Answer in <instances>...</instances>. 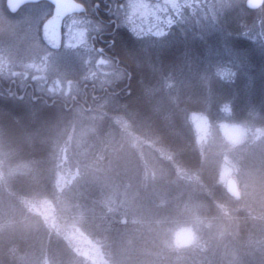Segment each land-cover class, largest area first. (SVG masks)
Segmentation results:
<instances>
[{
    "label": "trees",
    "instance_id": "trees-1",
    "mask_svg": "<svg viewBox=\"0 0 264 264\" xmlns=\"http://www.w3.org/2000/svg\"><path fill=\"white\" fill-rule=\"evenodd\" d=\"M219 1H235L249 9L246 0ZM262 17L244 30L246 46L215 39L219 31H226L221 22H214L217 30H189L186 36L175 25L163 26L165 37L137 36L131 30L143 40V52L149 53L132 62L117 54L132 73L127 91L121 88V94L104 96L88 109L71 110H77L99 136L93 132L88 137H94L80 145L71 137L62 143L55 130L49 181L46 167L26 169L28 183L23 186L0 169V264H97L92 256L98 264L103 256V264H264ZM125 29L121 24L120 31ZM256 31L258 38H252ZM177 38L187 45L181 68L170 70L160 88L155 81L147 82L144 103L149 114L133 119L127 107L139 81L138 66L151 58L157 66L160 60L154 52ZM191 41L200 42L196 48L205 52L200 63L187 53ZM80 66L91 67L90 72L94 67L96 75L104 76L103 65ZM221 66L233 76L220 75ZM193 116L207 123L196 129ZM226 126L243 131L236 144L227 138ZM44 129L40 132L46 134ZM17 133L0 134L1 152L19 155L22 147L39 138ZM39 141L47 142L43 136ZM63 144L68 147V163L60 169ZM4 156L2 152L0 162ZM186 156L195 161L193 166L186 164ZM29 157L23 163L35 160L34 154ZM226 164L235 167L239 200L222 181ZM149 168L156 174L145 180ZM184 234L188 241H182Z\"/></svg>",
    "mask_w": 264,
    "mask_h": 264
},
{
    "label": "rangeland",
    "instance_id": "rangeland-1",
    "mask_svg": "<svg viewBox=\"0 0 264 264\" xmlns=\"http://www.w3.org/2000/svg\"><path fill=\"white\" fill-rule=\"evenodd\" d=\"M80 1L88 4V0ZM94 1L95 0H91V3L93 4ZM127 2L128 0H124L121 4H125ZM144 2L150 3L152 5H156L158 3L163 4V0H160L159 2L155 0H144ZM204 10L208 13L209 21H211L212 23L221 22L220 24L222 25V27L225 25L226 31L224 33L222 31H219L221 33L219 34V36H216L215 39H229L230 42L232 41V43L234 42L235 44L239 43L238 45L240 46L241 44L243 46H246L247 42H249L247 37L242 34L245 33L244 30L247 28H251L255 22H258V20L260 19V15L264 17V4L262 5V8H260V10L258 9V11L252 9H248L247 11H245L243 8H241V5L235 1L224 2L219 0H207V2L204 4ZM43 11L45 12V7H43ZM47 16L48 12L46 17ZM27 18L28 17L26 16V18H24L22 22H32L33 19ZM85 20L95 22L97 19L92 15L83 14L69 18L68 22H79ZM10 22L12 23L18 21L7 15L4 8V0H0V40H2V45L4 46V62L6 72L11 73V71L15 68L21 67L28 72L40 74L41 76H43L44 74H46V76L50 75L53 79V85L56 83V81L58 82L59 80V82L63 86L61 87L65 89L66 81L63 77L64 74H72L71 72L75 71L72 68L75 69L78 67L77 63L90 64L88 63L90 59L87 55L79 58L74 57L71 61H68L63 58L62 54H58L56 51H53L52 59L45 62L41 59L43 54V51H41L43 50L42 44L37 39H34L31 36L28 29L24 28L23 30L18 31ZM120 23L127 29L121 30L118 35V42L116 44L115 51L119 55V57H121L123 60L124 58H131L130 61L132 62L136 60V58L140 57V55L144 57L146 54H148L149 52L147 50L143 52V50L145 49L142 43L143 40L135 38L134 34H132L131 32V27L134 26L137 28H143L144 32L147 33L149 29L155 30L157 28L158 25L155 18H142L139 15H136L131 18L130 22ZM74 26L76 30L79 28H87V24L83 23H74ZM163 26L164 25L162 24L159 25V27L161 28ZM165 28L167 29V27ZM128 32H130V34ZM251 35L253 36L252 38H258L257 31L252 32ZM254 35H256V37H254ZM213 39L214 36L210 34L209 40L211 41ZM68 40L69 38L66 39L65 44L68 43ZM177 40L178 38L172 43V45L164 44L163 46H160L158 50L154 52L153 57L158 56V59L160 60L157 66L151 64L152 58L149 60V57V61H143V65L138 66L139 70L137 71V78H139V81L135 86V94L133 93L132 97L130 98V104L127 107L128 110L132 113V115L130 116L132 117L134 115L133 119L135 117L138 118V116L141 114H149V112L147 111L146 103H144V97L146 94L145 90L149 88L147 82L152 84L155 81L154 86L157 84L156 88H160L158 86L163 83V80L167 79V74L170 72V70L176 71L181 68V62H183L186 56L185 50L187 48V45ZM175 42H177V44H175ZM196 43L200 44V42L198 41L194 43L193 41L190 42V51H188L187 53L188 55L190 54L191 58H195L196 63H200L201 59L205 57V52H203L201 48L200 50L197 49L196 47L198 46L196 45ZM200 51L201 57L198 58L197 55L200 53ZM87 70L88 68H83L82 66L79 67L80 72H86ZM36 74L32 75V77L34 78ZM123 77L124 76H121L120 78L124 79ZM156 81L158 82L156 83ZM140 95L142 98H140ZM137 96H139V99H137ZM27 101L30 102V98H28ZM28 102L14 105L5 103L3 106H0V134H2V132H5V135H15V133H17L18 131H22L25 132L26 136L31 135L33 137L39 138H42L43 136L47 141L37 142V140L39 139L37 138L32 146L24 148L22 147L19 155L16 156L10 155L9 150L2 151L5 154V159L3 158L1 160L2 162H0V169H6L8 172L7 175L10 176L14 183L18 186L27 185L28 179H25L26 177H24L23 175L27 172L25 170L29 167H33L36 169L38 167H46V170L48 171L45 176L47 177V181L50 180L49 174L54 167V163L49 154L52 151L51 146L55 144V141L52 139L55 130L59 129V132L55 134L56 140H59L61 138L63 143L66 137H68L69 139L71 137L74 138L73 143L79 145L82 144L84 140L93 138L94 136H88L95 131L93 125L90 126L88 123H86V119L78 114L76 112L77 110H73L71 112V110H66L64 107H54L52 110H46L45 106L29 104ZM191 121L194 125V128L196 129H200L199 125L201 126L204 122L207 123V120L202 118L201 116H193ZM41 127L45 128L43 132H46V134L40 132ZM224 130L227 138L230 141H233L235 144L241 139V136L243 134L241 128H238L236 126H226ZM68 131L71 132L70 135ZM94 133L95 136H99L100 134L98 130ZM205 134L209 135L208 131H205ZM63 145L62 163L59 165L60 169L65 168V164L68 163V158L66 155L68 147L65 144ZM15 151L16 150H14V152ZM2 152L0 151V154H2ZM29 154H34L35 162L33 161V159H31L30 161H28V163H23L27 162L25 160L28 159ZM184 159L186 164L190 166H193L195 164V161L190 156H186ZM155 174L156 173L151 168H149V171L145 173V180H147L149 176H154ZM230 177H233L237 180L235 167L231 164H226L224 167H222V181L224 185L226 184L227 179ZM182 237V241H188L189 236L187 237V235L184 234ZM88 242L90 245H93L90 240H88ZM94 248L99 249V246L96 245ZM86 253L87 257L89 255L91 256L90 252ZM103 257V260L99 261V264H103L107 261L105 256ZM91 259L93 261H96V263L98 264V261L93 258V256Z\"/></svg>",
    "mask_w": 264,
    "mask_h": 264
},
{
    "label": "snow or ice",
    "instance_id": "snow-or-ice-1",
    "mask_svg": "<svg viewBox=\"0 0 264 264\" xmlns=\"http://www.w3.org/2000/svg\"><path fill=\"white\" fill-rule=\"evenodd\" d=\"M29 0H8L7 7L12 14L18 12L22 5L27 4ZM207 0H163V4L152 5L144 2V0H128L125 4H120L114 0L115 6H110L105 0H98L97 3L92 4L91 0H88V6L76 3L74 0H51V5L55 6V15L52 19L47 20L43 24V36L46 43H42L39 40L40 23L47 15L43 11V5L37 6V11L32 20L34 27L33 38L37 39L43 45V54L41 59L45 62L52 59L53 51L58 54H62L63 58L71 61L74 57H79L81 50L96 51L103 54L106 50H111L116 46V36L120 32L121 23H128L133 16L139 15L140 17H153L157 21V28L155 30L149 29L147 33L143 28L132 27V31L137 36L150 35L155 37H165L166 33L164 28L159 25L171 29L174 25L179 29L180 35L186 36L189 30L195 32L199 30L201 33L216 28V25L209 21L208 13L204 10V4ZM264 4V0H249V4ZM81 12L85 15L107 17V20L101 18L95 22L85 20L78 23L87 24V28H79L73 31L69 29V40L65 45L56 44L53 37L57 33L58 22L67 14ZM115 17V21L112 17ZM77 23V22H74ZM115 25L114 31H109ZM91 32L96 33L95 37H91ZM247 37V33H243ZM89 39H94L99 43L100 47L97 48L93 44L89 43ZM264 47V45H261ZM212 56L208 57V61L211 62ZM219 74L225 78H231L233 73L223 66L219 69Z\"/></svg>",
    "mask_w": 264,
    "mask_h": 264
},
{
    "label": "flooded vegetation",
    "instance_id": "flooded-vegetation-1",
    "mask_svg": "<svg viewBox=\"0 0 264 264\" xmlns=\"http://www.w3.org/2000/svg\"><path fill=\"white\" fill-rule=\"evenodd\" d=\"M123 1L124 0H116V2L120 4ZM155 1L159 2L160 0ZM97 2L98 0H95L93 4ZM105 2L110 6H115L114 0H105ZM50 4V2L45 0L27 3L22 5L17 13L12 14L7 8L6 0H4L5 12L11 18L18 21L12 23L10 22L13 27L18 31L23 30L24 28L28 29L32 37L34 35V27L32 25V22L22 21L24 18H26V16L30 19H33L36 14L38 5L45 6V13L48 12V16L40 23L39 31V40L42 43H45L42 37V27L44 21L53 13V5H51L50 8L47 7V5ZM85 6L87 7L88 4H85ZM73 16L75 15L73 14L70 17L66 18L62 23L63 45L65 44L66 39L69 38V29L71 28L73 31L76 30L74 22H68V19ZM93 17L97 20L101 18L107 20V17ZM112 20L115 21L114 16L112 17ZM114 29L115 25H113V28L109 29V31H114ZM89 34L91 37L96 36V33L91 32V30H89ZM90 42L95 47H100L99 43H97L94 39H89V43ZM2 43V40H0V106H3L6 102L15 104L25 103L28 102L27 99L30 98V102H28L29 104L45 106L46 110H52L54 107H64L66 110H72L73 108L82 106L88 109L91 107L93 101H97L104 96H116L118 94H121V88L127 91V87L129 86L128 81L132 77V73L129 71L126 64L120 60L115 51V48L106 50V53L103 54V59H101V54L96 51H86L82 49L79 57H84L85 55H87L90 59L88 63H96L97 66L103 65L105 68L104 76L100 73H97L96 75L93 71L94 69H96L94 67L92 68V72H90L91 67H89L86 72H80L79 68H72L73 70H75L74 72H71L72 74L66 73L63 76L64 80L66 81V88L64 89L62 88L63 86L61 85L59 80L58 82L56 81V83L53 85V79L50 75L46 76V74H44L43 76H41L40 74L28 72L21 67L15 68L11 71V73L6 72L4 62V46L2 45ZM77 64L81 65L80 63ZM117 73H120L121 75L123 74L124 79H117ZM35 74L36 76L33 78L32 75ZM107 79L109 80V82H106ZM117 81H119L120 83L118 84Z\"/></svg>",
    "mask_w": 264,
    "mask_h": 264
},
{
    "label": "water",
    "instance_id": "water-1",
    "mask_svg": "<svg viewBox=\"0 0 264 264\" xmlns=\"http://www.w3.org/2000/svg\"><path fill=\"white\" fill-rule=\"evenodd\" d=\"M38 1H42V0H29L28 3H30V2H38ZM46 1H48V2L51 3V0H46ZM74 2H76V3H80V4H83L82 2L77 1V0H74ZM7 3H8V0L6 1V4H7ZM83 5H84V4H83ZM247 5H248V7H250V8L256 9V8H258V7H259L260 5H262V4H255V3H253V4H249V0H247ZM85 7H86V6H85ZM75 13H81V12H75ZM70 14H73V13H70ZM70 14L65 15V16H64V17L58 22V24H57V33H56V35L53 37L54 42H55L56 44H61V45H62V23H63L64 19H65L68 15H70ZM54 15H55V6L53 5V13H52V15H50V16L44 21V23H46L47 20L52 19V17H53ZM42 37H43V40H44V36H43V27H42ZM44 42L46 43L45 40H44ZM226 189H227V192H228L231 196H233L235 199H240L241 194H240V191H239V188H238V184H237V182H236V180H235L234 178H229V179H228Z\"/></svg>",
    "mask_w": 264,
    "mask_h": 264
}]
</instances>
